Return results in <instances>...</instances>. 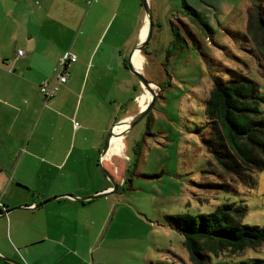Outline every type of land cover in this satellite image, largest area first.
I'll use <instances>...</instances> for the list:
<instances>
[{"label":"rangeland","instance_id":"374dc122","mask_svg":"<svg viewBox=\"0 0 264 264\" xmlns=\"http://www.w3.org/2000/svg\"><path fill=\"white\" fill-rule=\"evenodd\" d=\"M15 1L0 0L1 22L13 23L15 18L8 9ZM109 1L96 2L100 10L97 17L107 19L114 13L117 15L106 41L111 37L112 41H118L136 33L139 29L136 19L141 12L146 14L141 1L136 4V0ZM186 1L150 0L154 31L141 51V69L158 85L155 88L158 95L149 114L122 133L120 145L124 147H120L119 155L101 160L106 142L90 158L81 152L83 146L81 150L76 146L68 161L69 167L79 160L90 162L94 158L109 180L102 184L96 181V188L113 189L110 176L121 187L118 192L91 199L75 213L73 224L78 237L72 240L65 237L61 245L77 249L79 255L69 254L61 262L195 264L183 243L184 237L167 223L165 216L208 213L226 202L246 205L244 223L264 225V169L247 171L254 180L248 185L241 175L224 171L203 141L211 134V128L207 129L205 102L217 77L226 80L233 78L230 73H240L253 78L264 94V32L258 25V19L264 18V0ZM31 2L32 7H38V2ZM187 5L199 12V18ZM147 27L145 24L142 37ZM30 28L51 42L46 28H39V24ZM13 29L7 26L1 34L0 45L4 48L13 45ZM26 31V27L19 28L21 43L15 49L12 46L11 52L19 48L26 51V40L30 37ZM131 43L135 47V41ZM143 90L135 99V104L140 105L138 110L150 97ZM113 148L119 147L114 144ZM219 183L230 186L228 189L213 186ZM241 262L264 264V245L233 256L212 257L213 264Z\"/></svg>","mask_w":264,"mask_h":264},{"label":"crops","instance_id":"0c3cea01","mask_svg":"<svg viewBox=\"0 0 264 264\" xmlns=\"http://www.w3.org/2000/svg\"><path fill=\"white\" fill-rule=\"evenodd\" d=\"M31 1L16 0L8 9L14 24L0 21V39L7 26L14 28L13 45H0V214L11 210L0 217V264H13L2 256L24 264H113L61 262L69 254L79 255L61 242L78 237L75 213L92 201L81 198L103 191L96 188V181H109L94 158L69 167L68 161L76 146L80 150L83 146L81 152L88 158L95 156L116 123L139 111L135 99L144 90L128 67L127 53L134 48L131 42L142 38L147 15L141 12L136 19V33L120 42L112 37L106 41L117 15L97 17L98 0H35L37 8ZM32 24L46 28L51 36L43 35L51 42L32 30ZM20 27L30 35L22 56L20 48L11 52L12 46H20ZM66 52L77 60L68 66V80L59 83V64ZM5 58L9 59L3 64ZM141 58L137 52L140 68ZM44 82L58 83V92L46 97L41 90ZM120 140L113 156L119 155ZM51 196L60 197L31 206Z\"/></svg>","mask_w":264,"mask_h":264},{"label":"trees","instance_id":"16d2710c","mask_svg":"<svg viewBox=\"0 0 264 264\" xmlns=\"http://www.w3.org/2000/svg\"><path fill=\"white\" fill-rule=\"evenodd\" d=\"M187 7L199 18L195 8ZM258 25L264 32L263 17L258 19ZM177 38L182 41L179 35ZM230 75L233 78H216L205 102L211 134L203 141L224 171L241 175L251 185L254 180L247 171L264 169V94L253 78L240 73ZM140 145L137 143V148ZM213 186L228 189L230 185ZM247 212L244 204L226 202L208 213L183 212L167 214L165 218L184 237L183 243L195 264H213V256H233L264 245V225L244 223Z\"/></svg>","mask_w":264,"mask_h":264},{"label":"water","instance_id":"95a60500","mask_svg":"<svg viewBox=\"0 0 264 264\" xmlns=\"http://www.w3.org/2000/svg\"><path fill=\"white\" fill-rule=\"evenodd\" d=\"M145 11H146V15H147V22H148V30H147V34L144 38H141L139 40V42L135 45V47L133 48V50L130 52L129 56H128V67L130 68L131 72H133L137 78L139 79L141 85L143 86V89L147 88L150 90V92L152 93V98L150 100V102L146 105L145 108H141L139 110V112H137L136 114L132 115L131 117H129L128 119H124V120H120L118 122L119 123H128V127L123 131H128L130 130L133 126H135V124L139 123L140 121H142L151 111L156 97L158 95L157 90H155L154 86H158L153 80L149 79L145 73L138 69L134 63H133V56L136 52V50H139L140 52L148 45V43L150 42L152 36H153V31H154V20H153V12H152V6H151V2L150 0H142ZM116 126V125H115ZM114 126V128H115ZM122 132V133H123ZM114 130L112 131L111 137L114 134ZM123 135V134H122ZM111 137L109 138L108 142L106 143L103 151H102V156H104L110 148V144H111ZM102 166V165H101ZM110 178L113 180L114 182V188L113 189H107V190H103L101 192H97L91 196H87V197H82V200H88V199H95V198H99V197H103V196H107L110 195L111 193L114 192H118L121 185L115 181L111 176ZM60 196H54L53 198L47 199L43 202H40L38 204H34L31 206L34 207H40L42 205H44L45 203H48L49 201H51L52 199H56ZM77 198V197H76ZM18 208H22L21 206H19ZM11 210H7L6 212L0 214L1 216H6ZM4 259L8 260L9 262L13 263V264H24L22 262H19L17 260H14L12 258L6 257V256H2Z\"/></svg>","mask_w":264,"mask_h":264},{"label":"built area","instance_id":"2783aa9c","mask_svg":"<svg viewBox=\"0 0 264 264\" xmlns=\"http://www.w3.org/2000/svg\"><path fill=\"white\" fill-rule=\"evenodd\" d=\"M18 54L22 56L24 55V51L19 50ZM76 60H77V56L73 54L72 52H66L64 54L59 64V72H58V78H57L59 83H64L68 80V77H69L68 66L71 63L75 62ZM41 90L43 91L46 97H52L58 92L59 84L54 83L52 85H49L48 83L44 82L41 85Z\"/></svg>","mask_w":264,"mask_h":264},{"label":"bare ground","instance_id":"6f19581e","mask_svg":"<svg viewBox=\"0 0 264 264\" xmlns=\"http://www.w3.org/2000/svg\"><path fill=\"white\" fill-rule=\"evenodd\" d=\"M146 24H147V26H148V22L146 21ZM148 28V27H147ZM147 34V33H146ZM146 36V35H145ZM144 36V37H145ZM144 37H142V38H144ZM137 52H140L139 50H136V52H135V54H134V56H133V63H134V65L138 68V69H140V70H142L140 67H139V65L137 64V62H136V54H137ZM136 63V64H135ZM154 88H156V86H154ZM146 90H147V92H148V94H149V96H150V100H151V98H152V93L150 92V90L149 89H147V88H145ZM150 102V101H149ZM128 127V123H119V124H116V127L114 128V134L112 135V137H111V144H110V148H109V151L105 154L106 156H108V157H111L113 154H114V149H113V145L114 144H116L117 145V142L120 140V138H121V136H120V133H122L126 128ZM105 155L103 156V157H105Z\"/></svg>","mask_w":264,"mask_h":264}]
</instances>
